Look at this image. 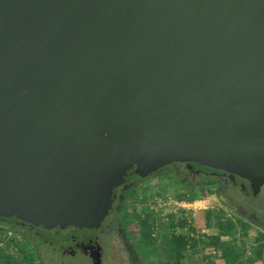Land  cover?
Here are the masks:
<instances>
[{
    "label": "water",
    "instance_id": "1",
    "mask_svg": "<svg viewBox=\"0 0 264 264\" xmlns=\"http://www.w3.org/2000/svg\"><path fill=\"white\" fill-rule=\"evenodd\" d=\"M176 161L264 203V0H0V218L83 235Z\"/></svg>",
    "mask_w": 264,
    "mask_h": 264
},
{
    "label": "rangeland",
    "instance_id": "2",
    "mask_svg": "<svg viewBox=\"0 0 264 264\" xmlns=\"http://www.w3.org/2000/svg\"><path fill=\"white\" fill-rule=\"evenodd\" d=\"M246 203H254L260 211L263 209L259 203L250 199H246ZM206 205L214 206L216 217L219 214L221 218L225 219L224 221L234 222L235 226L232 227L231 231L242 232L245 237L251 238L253 242L261 240L263 243L260 245H264V229L238 215L222 203L214 188L205 187L195 191L187 185L176 186L175 183L164 177H156L145 178L142 184L131 193V213L126 218V221L129 220L127 227L132 236L130 241L131 252L135 247L143 260L142 264H150L146 259L147 253L143 243L146 239H151L154 236H152V232H154L155 227L150 232L145 230L146 227L150 228L152 223L155 225L154 217L159 216L158 219L165 217L171 220L172 214L177 213L185 218L180 217L175 220L176 222L187 220L191 223L192 229L201 230L202 227L205 228L210 219V214L204 212ZM193 213H196L194 214L196 216ZM168 219L165 220L169 221ZM160 223L162 222L159 221ZM21 229L19 231L18 227L13 229L0 223V264H92L88 257L80 252L75 256L63 255L59 249L54 250L51 245H41L38 241L40 251H36L30 243L24 240L21 233L25 234L26 232L25 229ZM54 239L59 241L64 238L54 236ZM101 239L105 246L103 264H133L131 255L116 233H113L112 237V250L107 246V235L104 234ZM161 257L162 254H153L152 259L157 261ZM148 259H151V255Z\"/></svg>",
    "mask_w": 264,
    "mask_h": 264
},
{
    "label": "flooded vegetation",
    "instance_id": "3",
    "mask_svg": "<svg viewBox=\"0 0 264 264\" xmlns=\"http://www.w3.org/2000/svg\"><path fill=\"white\" fill-rule=\"evenodd\" d=\"M156 177H164L168 181L175 183L176 186L187 185V187L195 191L205 187L214 188L218 199L222 203L238 215L264 229V203H261L253 195L250 181L239 174L205 166L194 161H176L164 165L146 178ZM144 180L145 178L126 181L115 187L113 205L101 226L83 235H56L46 229L20 220H16V224L25 229L26 233H21V235L36 251H40V246L37 244L38 241L41 245H51L54 250L59 249L63 255L75 256L80 252L88 257L92 264H94L93 256L95 255H100L101 264H103L105 246L104 241L101 239L102 236L104 234L107 235V246L112 250V237L113 233H116L131 255L133 264H140L134 249L133 252L130 249L132 236L127 227L129 220L126 221V218L131 213V193ZM246 199L259 203L263 209L260 211L254 203H246ZM54 236H61L64 239L56 241ZM98 245L101 246V254L97 252Z\"/></svg>",
    "mask_w": 264,
    "mask_h": 264
},
{
    "label": "crops",
    "instance_id": "4",
    "mask_svg": "<svg viewBox=\"0 0 264 264\" xmlns=\"http://www.w3.org/2000/svg\"><path fill=\"white\" fill-rule=\"evenodd\" d=\"M205 208L204 212L210 214V219L205 228L196 231L191 228L192 225L187 220L176 222L175 220L181 217L177 213L172 214L171 220L154 217L155 225L152 223L150 228H145L150 232L155 227L152 236L153 233L156 234L143 243L148 262L150 264H264V245H260L263 243L261 240L253 242L242 232L231 231L235 226L233 221H224L225 219L219 214L216 217L213 205H206ZM159 221L162 223L159 224ZM175 234L186 237L187 242L181 248L173 241ZM179 251L180 258H178ZM153 254H162V257L154 261ZM149 255L151 259H148Z\"/></svg>",
    "mask_w": 264,
    "mask_h": 264
},
{
    "label": "trees",
    "instance_id": "5",
    "mask_svg": "<svg viewBox=\"0 0 264 264\" xmlns=\"http://www.w3.org/2000/svg\"><path fill=\"white\" fill-rule=\"evenodd\" d=\"M16 220L17 219L10 218V217L0 218V223L1 224H6V225H8L9 227H11L13 229L14 228L17 229V227H18V229L20 231L21 227L18 224H16ZM173 241H174L175 245H177V247H179V248H181L182 246H184L186 244V242H187L185 236H183V235H176V234L173 236ZM134 251H135V254H137L139 256V262H140V264H142L143 263V260L141 259L140 255H139V253H138V251H137V249L135 247H134ZM180 256H181V253L179 251L178 252V258H180ZM8 264H13V263H8ZM164 264H170V263H164Z\"/></svg>",
    "mask_w": 264,
    "mask_h": 264
},
{
    "label": "built area",
    "instance_id": "6",
    "mask_svg": "<svg viewBox=\"0 0 264 264\" xmlns=\"http://www.w3.org/2000/svg\"><path fill=\"white\" fill-rule=\"evenodd\" d=\"M153 235L155 236V234L153 233Z\"/></svg>",
    "mask_w": 264,
    "mask_h": 264
}]
</instances>
